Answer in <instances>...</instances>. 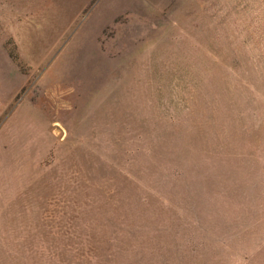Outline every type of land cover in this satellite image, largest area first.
<instances>
[{"label": "rangeland", "instance_id": "rangeland-1", "mask_svg": "<svg viewBox=\"0 0 264 264\" xmlns=\"http://www.w3.org/2000/svg\"><path fill=\"white\" fill-rule=\"evenodd\" d=\"M81 2L0 0V264H264V0Z\"/></svg>", "mask_w": 264, "mask_h": 264}, {"label": "crops", "instance_id": "crops-1", "mask_svg": "<svg viewBox=\"0 0 264 264\" xmlns=\"http://www.w3.org/2000/svg\"><path fill=\"white\" fill-rule=\"evenodd\" d=\"M84 1H87V0H82V2H81V3H79V5H80V4H82ZM75 14H76V15H78V14H79V12H76ZM21 80H25V77L23 76Z\"/></svg>", "mask_w": 264, "mask_h": 264}]
</instances>
